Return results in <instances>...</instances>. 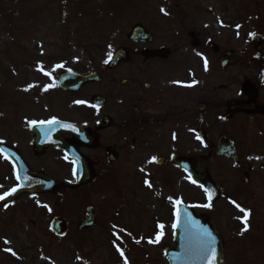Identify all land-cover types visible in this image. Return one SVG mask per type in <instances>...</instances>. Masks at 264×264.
<instances>
[{"label":"flooded vegetation","instance_id":"obj_1","mask_svg":"<svg viewBox=\"0 0 264 264\" xmlns=\"http://www.w3.org/2000/svg\"><path fill=\"white\" fill-rule=\"evenodd\" d=\"M249 3L135 0L132 30L143 29L146 35L136 42L126 35L119 47L125 60L112 69L108 61L83 73L97 72L100 82L79 90L59 86L60 75L80 74L70 67L49 78L42 64L26 66L31 80L22 100L28 104L17 102L11 106L14 113L0 115L3 182L21 186L17 176L22 168L62 184L57 193L86 197L106 176L127 173L116 166L129 161L135 175L147 173L148 182L159 186L155 196L167 212L156 216L152 231L160 236L161 249L174 250L178 240L187 238H175L173 202H186L189 192L203 188L188 191L177 184L171 173L185 181L188 176L173 158L188 159L200 173L208 169L205 161L211 162L209 171L222 198L214 208H195V214L222 237L224 264H264V20L252 27ZM97 96L104 98L103 107L92 103ZM28 108L35 109L22 113ZM53 119L57 123H40ZM64 124L81 127V138ZM69 147L86 160L95 178L75 191L68 187L75 180ZM220 149L225 156H217ZM108 152L118 156L115 163L107 161ZM222 201L228 206L218 208ZM249 211L248 230L241 235ZM178 263L192 264L186 259Z\"/></svg>","mask_w":264,"mask_h":264},{"label":"rangeland","instance_id":"obj_2","mask_svg":"<svg viewBox=\"0 0 264 264\" xmlns=\"http://www.w3.org/2000/svg\"><path fill=\"white\" fill-rule=\"evenodd\" d=\"M134 2L0 0V92L3 97L0 115L14 113L11 106L17 102L27 103L22 99L28 88L25 86L31 80L27 77L28 65L42 63L43 69L53 76L70 68L79 73L100 69L108 61L109 53L112 55L121 47L131 32L136 18ZM113 4L125 7L117 11ZM249 10L252 27L256 28L264 20V0H251ZM34 109L28 108L22 113ZM122 165L121 162L116 167L127 173L109 176L104 185L97 183L86 197L80 193H57L36 200L23 196L11 207L0 206V264H125V261L127 264H164V250L152 231L156 216L167 212L158 203V197L153 196L154 191L160 194L159 186L149 182L153 188L148 189L142 184L148 182L147 173L135 175L129 161ZM204 165L209 170L213 166L211 162ZM171 175L177 184L188 187L184 178L180 180L176 173ZM4 183L0 161V195L12 189ZM177 188L178 185L172 189ZM189 193L188 203L198 209L206 208L202 206L204 192ZM88 205L97 210L98 224L83 233L78 226ZM227 206L225 201L217 205L218 208ZM56 215L70 222L65 239H58L49 231ZM5 240L10 243L5 244ZM5 248H11L16 255Z\"/></svg>","mask_w":264,"mask_h":264},{"label":"water","instance_id":"obj_3","mask_svg":"<svg viewBox=\"0 0 264 264\" xmlns=\"http://www.w3.org/2000/svg\"><path fill=\"white\" fill-rule=\"evenodd\" d=\"M140 34V31H134L132 34V39L136 41L138 39V35ZM141 35V34H140ZM124 56V51L120 50L117 51L114 56L112 62L109 64L110 68L117 65L122 61V57ZM95 80L98 81L99 78L96 74H91L90 76H76L73 74L64 75L60 77L59 83L60 86L66 90L70 89H78L81 87L82 84H84L87 81ZM95 103L98 104V101L95 100ZM225 152H220L219 155L223 156ZM109 161L114 162L116 158H114L109 153ZM83 166H82V164ZM85 162V161H84ZM175 164H177L179 167H184L186 169V173L190 175L191 178L194 179V181L197 184H204L205 188L209 190L207 192L209 195H211V199H209L210 205L215 204V202L221 197L220 191L217 188V186L212 183L210 179V174L205 172L203 174L197 173L194 168L192 167L193 164H190L187 160L183 158H177L175 160ZM84 163L82 160H76L75 162V168H76V183L74 185L70 186L71 189H75L81 186H84L85 184L91 182L93 180V175L86 171V168L84 167ZM26 183L21 185V187L16 188L17 191L13 193L10 196H6L4 200H1L2 204L10 205L13 201L17 200L19 197H21L22 194H34V195H43L46 193H51L55 190H57L60 186L55 181L49 180L47 177H45L43 174H35L31 173L29 177H27ZM177 210L181 215L179 216V225L177 228H179V234L181 232H184L186 228V232L188 234L194 235L195 233H199L202 237L201 238H195L189 241V243L192 244V246H188V250L185 249V251H181L179 249H176L174 251L167 250L165 255L172 264L175 263V261H179L181 259L182 254L188 253V258L195 260L196 264H207V259L205 256H202L201 254V241L204 239V233L205 230L207 232H210L211 235L215 238L214 247L216 250V259L215 264H223V243L222 238L219 237L217 231H215L212 226L208 223V221L202 220L200 217L195 216L193 214V209L184 205H177ZM88 215L87 219L84 221L85 223L80 226L81 229H87L90 227H94L96 224L95 218L92 214L91 208H88ZM191 222L186 225L184 222ZM184 223V224H183ZM185 227V228H184ZM69 228L68 222L64 220L62 217L58 216L55 217V219L52 222L51 225V231L54 234H57L60 237H64L67 233V230ZM207 255V254H205Z\"/></svg>","mask_w":264,"mask_h":264},{"label":"snow or ice","instance_id":"obj_4","mask_svg":"<svg viewBox=\"0 0 264 264\" xmlns=\"http://www.w3.org/2000/svg\"><path fill=\"white\" fill-rule=\"evenodd\" d=\"M162 12H165L166 11L164 9H161ZM252 35H255L254 33ZM109 59H111V53H109ZM108 61H105V63H107ZM56 67H62V65H57ZM205 67L207 68V59L205 58ZM46 75H50V73H46ZM48 87H51V85H49ZM27 90V89H25ZM45 90H47V88H45ZM77 103H85V101H77ZM30 123L32 124H35L36 121H31ZM41 124H44V123H49V124H55L57 123V121L55 119L53 120H50V121H40ZM66 127H69L71 128L73 131H75L76 129L72 126V125H66ZM153 160H155V158H153ZM17 179H20L19 175L17 176ZM25 179H28L27 177H25ZM146 183L148 184V187H152L151 183L147 182ZM193 183H195V181H193ZM201 187H203L201 185ZM205 192H209L208 189H204ZM17 191L16 188H12L9 192H6L4 193V195H0V200H4L6 196H10L12 195L13 193H15ZM209 199H211V195H209ZM181 201L180 200H177L176 201V204H180ZM233 203H235V201H233ZM203 207H210L211 205L210 204H205V205H202ZM237 207H240L239 205H237ZM51 210V209H49ZM241 211H245L244 209L241 208ZM248 215H250V211L249 212H246L245 214V228L242 230L241 232V235H243V231H247V217ZM177 222H179V212L177 211ZM177 225H173V227H176ZM158 227L160 229H163L164 225H158ZM162 235V233L160 234ZM204 239H202L201 241V254L202 256H205V258L207 259V264H215V259H216V250H215V247H214V243H215V238L211 235L210 232H207V230H205V233H204ZM160 236L158 235L157 236V240H159ZM150 243L152 241H149ZM10 243L9 241L5 240V244H8ZM5 251H8V252H11L12 255H16V253L11 249V248H5L4 249ZM117 250L120 252V255L123 256L124 253L122 250H120L119 246L117 245ZM207 254V255H205ZM79 259V257H78ZM125 264H127V261H125Z\"/></svg>","mask_w":264,"mask_h":264}]
</instances>
